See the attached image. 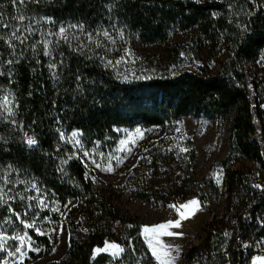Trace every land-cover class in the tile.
<instances>
[{"label": "trees", "instance_id": "obj_1", "mask_svg": "<svg viewBox=\"0 0 264 264\" xmlns=\"http://www.w3.org/2000/svg\"><path fill=\"white\" fill-rule=\"evenodd\" d=\"M42 17L88 29L117 25L143 44L169 43L171 62L160 75L124 78L67 42H56L53 55L45 56L39 32H28L29 22ZM0 18V232L5 219L16 216L13 211L23 213L35 183L61 203L77 201L66 216L70 238L62 264L111 262L108 253H95L109 239L133 244L142 255L137 259L129 247L118 261L153 260L139 217L95 184L69 141L72 131H81L88 146H113L119 127H169L190 112L207 118L230 113V154L219 162L227 169L224 211L210 209L201 242L184 251L182 264H251L264 246V182L257 188L247 172L230 164L241 156L264 171V68L258 66L264 60V0H0ZM15 29L26 37L23 44L11 38ZM181 32L192 34L180 41ZM6 91L15 98L13 117L2 111ZM29 138L37 143L29 146ZM186 142L187 185L178 186L180 179L171 187L150 182L133 194L157 204L170 201L174 208L201 189L191 175L196 149L190 137ZM115 222L122 225L121 236ZM29 232L52 250L47 235Z\"/></svg>", "mask_w": 264, "mask_h": 264}, {"label": "rangeland", "instance_id": "obj_2", "mask_svg": "<svg viewBox=\"0 0 264 264\" xmlns=\"http://www.w3.org/2000/svg\"><path fill=\"white\" fill-rule=\"evenodd\" d=\"M28 25V32L33 29L39 32V43L43 47L45 41L50 42L48 49L52 55L56 42H67L80 52L101 58L107 66L124 78L160 75L171 62V44L163 41L143 44L131 32L117 25L112 28L88 29L74 21L57 22L49 17L31 20ZM61 27L66 30L63 34L59 32ZM105 32L108 33L107 36L104 35ZM190 34L192 33H178V39L186 41ZM201 56L211 60V55L206 51H203ZM258 66L263 69L264 60L258 63ZM1 107L6 117L14 116L16 102L11 92L4 93ZM231 120L230 113L207 118L190 112L181 121L169 127H119L116 129L119 139L113 146L100 141L88 146L79 130L72 131L69 141L77 149L83 165L93 172L95 184L105 190L106 197L120 205L126 213L139 217L142 223V237L151 254L149 240L162 254V259L170 264H182L184 251L189 246L201 242L203 229L212 217L210 209L220 213L224 211L226 194L223 183L227 169L219 162L230 154ZM189 137L196 149L191 175L195 177L201 189L192 190L174 208L170 201L166 202L167 204H157L133 194V189L141 188L150 182L167 183V187H171L180 179L178 186L188 184L186 163L189 148L186 139ZM122 141L124 143H121ZM230 167L247 172L254 185L264 182V171H260L258 164L245 157L235 156ZM217 187H220L219 192ZM29 191L23 213L13 211L16 216L7 217L3 226L1 225L0 245L3 247L0 248V264H62L70 238L66 216L77 201L72 199L69 203H61L54 193L40 189L35 183H32ZM203 195L207 197L205 202L202 200ZM5 196L11 198L13 195L11 191H7ZM194 199L199 202L198 208L181 207ZM182 214L187 218H182ZM169 222H179L180 227H169L147 236L144 233L146 226L151 228ZM29 224L33 227H28ZM114 229L121 236L122 225L119 222H115ZM30 230L47 235L53 244L52 250L47 252L45 245L34 239ZM164 232L181 235H165ZM19 237H23V240L18 239ZM108 244H118L124 251L130 247L132 254L137 259H142L133 244L126 246L124 242L116 239H109L103 247L98 248L104 249ZM111 251H102L108 253L112 259L106 264H126L117 260L124 252L114 258ZM164 251L168 252V256H163ZM256 256H264V246L251 257V264ZM152 257L153 260L136 264H160V261L153 255Z\"/></svg>", "mask_w": 264, "mask_h": 264}, {"label": "snow or ice", "instance_id": "obj_3", "mask_svg": "<svg viewBox=\"0 0 264 264\" xmlns=\"http://www.w3.org/2000/svg\"><path fill=\"white\" fill-rule=\"evenodd\" d=\"M14 2H15V0H14ZM26 2H27V0H19V3H21V4H24ZM33 2H39V0H33ZM196 2H200V0H196ZM18 19L20 21H23L24 17L20 16V17H18ZM0 23H3L2 18H0ZM4 26L8 27L9 25L4 24ZM72 27H75V26H72ZM18 31H19V29H15L12 32V34H11V38L15 39V40H19L20 43L23 44L24 40L26 39V37L22 38L21 35H17ZM65 31L66 30L63 27H61L60 30H59L60 34H63ZM104 35L107 36L108 33L105 32ZM0 39H3V35L2 34H0ZM65 39H67V37H65ZM49 43L50 42H48V41L44 42V52H43V54L45 56H51L52 55L51 51L48 49V44ZM9 46L13 47V45H11V44ZM14 62H16V61H12V60L7 61V63H9V64H12ZM48 67H49V69H54L56 67V64L50 61ZM137 132L139 133V130H137ZM27 143H28L29 146H32V145H35L37 142H36L35 139L29 138L27 140ZM121 143H124V142L122 141ZM108 170L111 171V168H109ZM256 187L259 188L260 185H256ZM189 206H196V208H198L199 207V202L194 199V200L190 201L189 204L182 205L181 207L188 208ZM182 218H187V217L182 214ZM28 227H33V225L29 224ZM169 227H180V224H179V222H169L168 224L157 225V226H154V227H151V228L146 226L144 228V233L147 236L150 233H157L158 231L163 230V229H167ZM163 234H165V235H181L180 233H172V232H164ZM18 239L23 240V237H19ZM2 247L3 246L0 245V248H2ZM244 247H248V245H244ZM149 248L152 249V255L156 258V260L160 261V264H170L169 261H165L164 259H162V254L157 251L156 247L152 244L151 240H149ZM109 249L112 250L111 251V255L114 258L119 257L120 254L122 252H124V248L120 247L118 244H108V245H106V247L104 249H99L98 248V249L95 250V252L96 253H100L102 251H108ZM17 251L19 252L20 249L18 248ZM8 254L10 256L13 255V253H8ZM163 256H168V252L164 251L163 252ZM253 264H264V256H256L254 258V260H253Z\"/></svg>", "mask_w": 264, "mask_h": 264}, {"label": "built area", "instance_id": "obj_4", "mask_svg": "<svg viewBox=\"0 0 264 264\" xmlns=\"http://www.w3.org/2000/svg\"><path fill=\"white\" fill-rule=\"evenodd\" d=\"M246 245V244H245ZM245 249H248V247H245Z\"/></svg>", "mask_w": 264, "mask_h": 264}]
</instances>
